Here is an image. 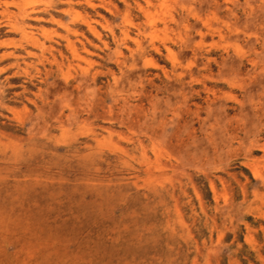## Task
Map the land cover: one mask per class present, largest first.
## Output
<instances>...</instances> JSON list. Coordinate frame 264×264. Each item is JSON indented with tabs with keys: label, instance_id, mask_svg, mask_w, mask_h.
I'll return each instance as SVG.
<instances>
[{
	"label": "rangeland",
	"instance_id": "rangeland-1",
	"mask_svg": "<svg viewBox=\"0 0 264 264\" xmlns=\"http://www.w3.org/2000/svg\"><path fill=\"white\" fill-rule=\"evenodd\" d=\"M0 264H264V0H0Z\"/></svg>",
	"mask_w": 264,
	"mask_h": 264
}]
</instances>
